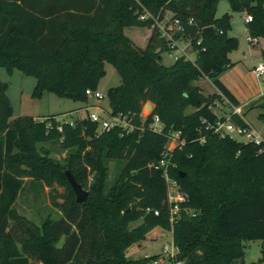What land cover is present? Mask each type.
Returning <instances> with one entry per match:
<instances>
[{"label":"trees","instance_id":"obj_1","mask_svg":"<svg viewBox=\"0 0 264 264\" xmlns=\"http://www.w3.org/2000/svg\"><path fill=\"white\" fill-rule=\"evenodd\" d=\"M216 3L0 0V67L33 77L35 96L50 91L84 102V91L96 90L107 62L118 73L119 84L105 92L106 112L131 126L128 131L120 126L97 131L85 113L70 122H59L53 114L39 121L25 115L10 119L6 83L0 81V264H146L156 255L130 258L125 251L156 226L171 232L174 259L181 264H250L241 260V241L264 239V144L219 137L209 127L224 120L211 107L221 101L218 93L238 104L218 79L232 65L226 54L236 47V38L227 35L229 16H214ZM228 3L231 10L251 17L244 22L246 33L264 39V0ZM139 6L150 15L142 21L134 12ZM163 9L183 25L196 51L192 60L178 56L168 65L160 62L167 42L152 18ZM205 26L213 27V36L202 34ZM142 27L147 33L132 30L137 34L133 37L143 38L142 45L123 33ZM259 53L264 63V48ZM201 76L215 89L210 95L195 84ZM146 102L153 109L142 117ZM257 107L264 109V104ZM245 112H230L229 121L247 128ZM152 114L161 124L158 132L147 128ZM171 131H178L183 143L172 150L167 172L186 200L178 202L169 222L167 188L155 164ZM44 142H57L65 151L62 165L49 159ZM111 160L120 167L109 182ZM65 170L86 187L83 202L74 201ZM24 178L41 187L53 182L65 187L62 202H52L59 218L37 225L17 212L14 203ZM185 206L196 212L186 214ZM138 217L140 223L129 227Z\"/></svg>","mask_w":264,"mask_h":264},{"label":"rangeland","instance_id":"obj_2","mask_svg":"<svg viewBox=\"0 0 264 264\" xmlns=\"http://www.w3.org/2000/svg\"><path fill=\"white\" fill-rule=\"evenodd\" d=\"M143 9L144 7L139 6V8L135 9L134 12L141 13ZM222 14H227L229 16L230 26L227 31V35L236 38V47L228 51L226 54L232 65L221 72L225 73V77L222 76V79L229 82V80L234 81V77L238 79V76L235 74L236 70L233 69L234 67L239 70L242 66L246 71H248L251 61L255 62L260 60V53H258L257 48L258 46L263 45V42L259 39L260 37H257L258 43L253 44V47L247 44L244 25V17L246 16V13L244 10L233 11L229 7L228 0H217L214 16L219 17ZM169 16L170 12L168 10H161L158 15L157 23L161 25L167 21ZM152 26L158 30L156 24L152 23ZM146 29L148 28H125L123 33L132 38L133 35H137L135 32L138 34L147 33ZM132 30H135V32ZM136 37L134 36L133 40L135 39L134 41L138 45H142L143 38L138 39ZM162 38L165 39L164 37ZM176 42L178 47L183 49L185 53L183 55L184 58L192 60L196 51L190 43V39L186 36H181L176 40ZM173 57L172 49L167 46V50L161 54L160 62L164 65H168L172 62ZM103 70L104 73L99 78L96 86V91L103 94V97L98 101L92 97H86V101L82 102L68 97L59 96L50 91H42L40 95L35 96L32 93L35 84V79L33 77L24 75L16 68H13L11 73L8 74L3 67H0V81L6 83L5 95L7 96L11 107L10 119L25 115L33 116L34 120L39 121L43 120L44 116L53 114L59 122H70L73 118L81 117L84 114V108L86 106L90 107L88 110H94V104H97L99 107L107 111L108 105L105 98V92L109 87H114L119 84V75L115 68L107 62L103 63ZM249 71L251 72V69ZM249 78L248 74V79ZM195 84L199 86L204 95H210L214 92V88L210 80L204 76H201L198 80H196ZM146 103H144L141 108L142 116H145L149 111V108H145ZM258 104H264V95L249 103L242 109V111H246L244 118L246 122L251 125L252 130L264 138V116H259V114H263L264 109L257 107ZM211 107L212 111L219 117L226 116L230 111L226 105L217 100L212 102ZM186 111L189 112L191 109L187 108ZM95 112L98 113L99 111L95 110ZM101 116L104 115L101 114ZM239 141H241L240 138ZM42 146L48 150L47 156L49 159L54 160L61 165L63 164L66 153L64 150L59 148L57 142H44L42 143ZM107 166V181L112 182L114 176L118 172L120 163L111 160L108 161ZM171 166L173 168L174 164H170V167ZM167 175L170 179L174 180L168 172ZM90 178L91 173H88L87 183L90 181ZM82 188L86 190V187ZM66 194L67 191L65 187L59 183L53 182L49 187H41L38 184L33 185L32 183H28L27 179L24 178L23 187L14 203V207L18 213L23 214L26 218L38 225L44 219L55 220L61 216V212L53 205L52 202L54 200L58 203L62 202L63 197H65ZM167 196H169V201L177 200L174 190L169 191ZM185 200L186 198L183 194L182 201ZM182 210L186 214L192 215L195 209L190 206H185L182 207ZM140 221V217L130 220L128 222V226L134 227L140 223ZM62 240L63 237H60L56 244L60 245ZM170 241L171 232L156 226L150 229L136 243L130 244L126 249L125 254L130 258H138L154 254L158 256L161 253L163 246L169 245ZM241 244L243 251L241 260L244 263L264 264V239L254 238L251 240H242ZM238 262L239 260H236L234 264H237ZM161 264H169V261L163 258Z\"/></svg>","mask_w":264,"mask_h":264},{"label":"built area","instance_id":"obj_3","mask_svg":"<svg viewBox=\"0 0 264 264\" xmlns=\"http://www.w3.org/2000/svg\"><path fill=\"white\" fill-rule=\"evenodd\" d=\"M137 18L139 20H144L148 18L150 15L148 12L143 9L141 13L136 12ZM158 15H155L152 18V23L156 24L158 27V32L160 37H164L167 42V46H169L172 49L173 52V60L178 57V56H183L185 53L183 49L179 48L177 45L176 40L180 38L181 36L184 35V28L183 25L179 22L177 18H171V16L168 17L167 21L159 25L157 23L158 21ZM251 17L249 15H246L244 17V22L250 21ZM187 24L191 23V19L189 18L187 21ZM167 23V25H166ZM170 26V27H169ZM176 35V37H175ZM187 37V36H186ZM246 42L248 45L255 44L257 42V37L250 36L246 33ZM184 57V56H183ZM189 59V58H185ZM191 60V59H189ZM251 72L255 79L257 80L258 84L263 85L264 84V63L262 61H259L255 63L252 68ZM84 94L86 97H92L96 101L101 99L103 97V94L100 92L94 90L91 91L89 89H86L84 91ZM220 98H221V103L226 105L227 107L230 108L229 113L224 117V120H216L214 124L209 125V127L212 129L214 133H216L219 137H229L235 140L239 141V138L243 142H253L254 144L258 145L261 142L264 141L262 138L256 134L249 126L247 128H241L235 124H233L231 121H229V114L234 113L239 115L240 109L237 106L231 105V103L224 98L220 93H218ZM90 107L86 106L84 108V113L86 114L87 118L95 122L97 125V131L100 130H108L112 128L113 126H120L122 129L125 131H128L131 129V126L129 125L128 122H126L125 118L119 115H109L104 109L99 107L97 104L93 105L94 110H88ZM95 110H98L99 112H95ZM103 114L104 116H101ZM148 114V113H147ZM146 114V115H147ZM145 115V116H146ZM142 116V115H141ZM144 117V116H142ZM147 128L153 130V131H160L161 129V124L158 120V117L155 114H152L150 117V121L147 123ZM57 130H60L59 127H57ZM183 143V140L180 139L179 137V132L178 131H171L168 133L167 136V141L164 147V150L161 154V157L159 160L156 162L155 166L161 169L162 172V177L164 178L166 188H167V193L169 191L174 190L176 194V199L174 201H169V217L168 220L169 222H172L177 214L178 211V202L182 201L183 199V194L179 191L176 183L174 180L170 179L167 175V167L169 165V158L171 156V152L174 148L179 147ZM169 198V196H167ZM145 213L152 212L153 215H157L156 210H150L149 208L144 209ZM177 253V248L173 245L172 240L170 241L169 245H165L162 248L161 253L156 256L154 259L148 261L146 264H161L163 258H165L167 261H169V264H181V260H175V255Z\"/></svg>","mask_w":264,"mask_h":264},{"label":"crops","instance_id":"obj_4","mask_svg":"<svg viewBox=\"0 0 264 264\" xmlns=\"http://www.w3.org/2000/svg\"><path fill=\"white\" fill-rule=\"evenodd\" d=\"M259 39L262 40L263 45L258 46V48H257L258 53H259L261 48H264V39H262V38H259ZM257 43H258V41L255 44H257ZM251 46L253 47L254 45L252 44ZM259 61H261V59ZM259 61H255V62L251 61L249 68H248V71H246L244 69V67H242V66H241V68H239V70H237L234 67L233 69L236 70L235 74L238 76V79H236L234 77V81L229 80V82H227V81L223 80L222 76H224L225 73H221L218 75L219 81L227 88V90L231 93V95L237 100L238 104L236 106L239 107L240 112L249 103L257 100L258 98H260L261 96L264 95V84L259 85L257 80L255 79V77L253 76L252 72L249 71L252 68V66ZM248 74L250 77L249 79H248ZM214 91H215V89H214ZM229 110H230V108H229ZM244 120H245V118H244ZM248 126L252 129V127L249 123H248ZM261 138L264 141V138L263 137H261Z\"/></svg>","mask_w":264,"mask_h":264},{"label":"water","instance_id":"obj_5","mask_svg":"<svg viewBox=\"0 0 264 264\" xmlns=\"http://www.w3.org/2000/svg\"><path fill=\"white\" fill-rule=\"evenodd\" d=\"M202 34L205 36H213L214 35V30L212 26H205L201 30ZM145 108H149L148 114L152 111L153 105L150 102H147L145 104ZM64 175L66 178V181L68 185L70 186V189L72 190L74 194V201L76 203H81L86 199L87 196V191L84 190L73 178L72 174L68 171H64ZM131 208L134 207V204L130 205Z\"/></svg>","mask_w":264,"mask_h":264}]
</instances>
